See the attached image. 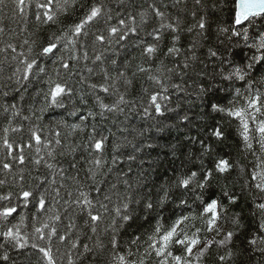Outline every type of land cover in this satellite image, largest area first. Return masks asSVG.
I'll return each mask as SVG.
<instances>
[{
    "label": "trees",
    "instance_id": "obj_1",
    "mask_svg": "<svg viewBox=\"0 0 264 264\" xmlns=\"http://www.w3.org/2000/svg\"><path fill=\"white\" fill-rule=\"evenodd\" d=\"M46 0H28L29 6L25 9V14H18L13 0H5V5L0 6V196L12 195L11 203L13 206L20 205V201L16 198V194L24 190H32L34 193H43L45 197V210H38L36 201L32 200L27 208L22 206L17 207V212L13 217L9 218L11 223L5 224L0 222V231L6 230V227L13 225H20V233L28 240V245L23 248H13L7 244L4 237L0 235V264H47L42 253L37 249H33L31 244L36 243L39 247L50 248L56 264H68V254H72L74 264H80L77 258V252L83 250V245L87 244L93 249L90 254L97 264H111V247L109 238L111 230L105 231L107 225L111 222L114 216V209L118 203L117 197L113 196L112 203H109L108 209H99L103 214L102 220L98 222L97 232L93 233L91 227L84 223L86 217L80 216L71 209L65 212L64 209L68 207L73 199L78 195V188L87 189L92 185V181L87 179L88 169L93 167L89 163L93 155H97L92 149V141L89 136L93 133V126L96 131L108 136L105 144L104 156L110 159L112 155V148L116 142L123 141L124 137L131 139L129 133L133 128L142 129L147 128L150 123H155V119L144 120L143 107L150 104L151 95L160 92V86L153 81L147 79L146 73H137V65H148L146 57L141 56V49L145 43L151 42V37L146 33L151 32L154 27H159V21L154 16L153 9L149 5H154L165 12L170 22L176 18H180L182 26L186 29L195 21L192 19L191 12L195 8L193 0H186L185 3L176 4V0H75V6H71L73 0H68V5L64 6L63 10H56L57 0H53V14L54 21H48L43 13L47 10L45 8L37 7L38 4H44ZM60 5H64V0H59ZM205 7L196 9L197 19L201 16L205 17L206 30L205 38L202 39V46L197 50L196 55L199 60L195 64V72H200L203 69L204 73L208 75H201L198 79L203 83H212L217 89L227 87V82L220 83L219 77L212 80L211 70L214 67V61L208 57V49L212 48L221 53L234 55L236 61H243L248 53V49H230L229 41L223 35L218 38V28L227 27L234 15L233 5L234 0H204ZM213 4H217L213 7ZM95 5L101 7V16L98 17L92 24L86 26L88 30L87 35H82L77 40L75 47L68 45L63 46L61 42L60 51L55 53L54 57L37 56L41 51L42 46H47L50 41H54L65 32H69L74 28L75 24L80 22L88 13L90 8ZM167 5V7H165ZM146 13V24L141 23L140 13ZM40 19H37V16ZM131 16H135L136 25L139 26L140 35L138 37L129 36L127 41L121 43H113L109 48L107 38L109 36L108 29L110 26L117 25L120 18H125L126 21ZM108 17H111L109 19ZM165 37L161 43V52L150 63L153 67L152 75L160 77L166 84L173 82H180L179 78L174 73H167L166 69L163 72L156 71L160 67V61L168 67L173 66L172 60L165 58L163 52L167 50L169 44V37L167 30ZM103 34L106 37L104 45L95 42V35ZM181 47L187 48L192 35L184 32L181 34ZM27 41V43H25ZM223 41V43L221 42ZM140 46L137 47L136 45ZM11 45L16 49L12 51ZM83 45V46H82ZM31 48V57H36L42 67L45 68V75L37 80L32 78L31 83H27L26 89L22 88L18 93L15 89L18 87L14 79L9 80L15 68L19 65V60L24 57L19 56L21 52L28 54ZM88 52V59L84 60L83 53ZM104 52V62H94L96 55ZM16 56L17 60L12 57ZM75 57V59H73ZM184 56L177 57L178 60H184ZM61 59L64 63L70 65V69H64L61 66ZM111 59H116L118 64L113 66ZM200 61H203L201 63ZM127 65V67H125ZM207 65V67H205ZM92 71L89 72L88 69ZM103 70L108 71L112 77H116L118 71L125 72V76L131 81V84L126 85L123 79L116 81L117 89L120 94H124L128 101L134 102L131 111L126 109L125 115L108 114L107 119L101 120L97 117L93 120L88 116V112L98 111L95 104V96L98 94L104 97V93H100L98 88L94 91L89 87L91 84H105ZM195 72L189 70V76L184 77L187 80V85H191L188 90L192 91L196 85L194 83ZM193 77V78H189ZM51 78L62 84H66L67 89L71 90L69 94L66 92L62 94L61 98L63 107L51 106L46 110L41 111L45 107L46 102L44 93L48 90L46 81ZM110 83V82H109ZM235 88H239L242 98L239 103H245L247 97L243 94L248 90V84L237 81L234 87H229L228 92L215 91L211 93L206 99H222L225 104H228V97H235ZM145 89L147 91H145ZM111 91V90H110ZM170 92L173 90L170 88ZM8 95L5 96L4 93ZM255 93L264 98V82L261 81L260 76L256 77L250 93ZM163 95V93L161 92ZM23 95V99L20 96ZM182 99L173 94L171 96L172 104L175 106L177 102L183 105L181 111L187 110L188 115L192 121L190 127V134L198 136L206 144L211 145L213 151L209 156L203 157V167L209 170L214 169L213 161L219 159L227 160L230 164L228 171L224 173L213 172V176L209 181L207 192L219 198L220 208L219 214L223 219L218 221V226L222 229V234L227 231L235 233L233 242L226 247H219L213 245L207 249L203 256L196 259V253L202 245H197L194 249L192 264H222L219 257L225 256L223 264H264V256L257 250L256 247H250L248 241L252 238L259 239L258 226L261 220V213L256 208L258 203H264V193L259 192L256 188V180L252 177L264 170V151L260 149L257 142L259 139L258 133H250L252 149H248L242 136V127L239 121L228 117L226 114L212 113L211 116L206 115L208 109L201 106V101L196 100L195 95L192 97L183 96ZM83 97L86 103L81 101ZM116 99L115 95L106 98L105 102L112 103ZM195 101L190 103L189 101ZM17 104V109L9 108L5 113L3 111L4 105ZM13 111H19L20 115L13 116ZM175 113H166L164 118L167 123H172L175 120ZM115 121V123H114ZM187 124V122H185ZM78 126V127H77ZM212 126H218L223 131V140H217L211 136ZM250 129H254L255 125L250 122ZM9 128L7 134L4 129ZM16 128L17 131H12ZM124 128V132L118 129ZM32 131H36L42 137V143L36 145L35 141L31 139ZM188 131L187 128L181 127L177 132L175 128L165 129L162 133H157L153 129L146 135L157 137V143L160 145L178 144L184 133ZM59 136H56V133ZM115 132V137L111 135ZM7 136L10 143L13 144V153L8 155L7 150L3 146V140ZM56 139L60 140V144L55 143ZM44 142L48 143V147L44 146ZM31 144V147L28 145ZM20 146H23V155L25 156V163L20 164L18 155L20 154ZM39 147L41 151L36 152ZM75 149L74 152L71 150ZM199 144H188L184 141L183 147L176 153V156L170 154L168 148H157L152 153V159L156 161V166L149 168L147 164L143 165L147 173L148 183L151 185L153 181L157 187L165 183L170 177L178 175L180 171H187L191 169L197 171L201 168ZM53 153V157L48 156V152ZM183 153L184 155H181ZM191 157L189 160L188 157ZM41 163L37 165L35 160L40 159ZM75 163L76 167H71V163ZM4 163L11 165V170L3 168ZM46 163L54 165L53 169H49ZM183 164V167H181ZM127 171V163L121 165ZM139 162L134 166L133 171L129 173L132 182L139 172ZM63 169V172H61ZM75 177V180L73 179ZM199 177V173H198ZM197 177V178H198ZM128 177L121 176V180ZM97 180L107 179V183L101 185L102 191H107L108 186L112 182H117L115 170L111 174L105 173V176H97ZM55 180L53 184L52 181ZM43 182V183H41ZM63 185V187H61ZM117 187L121 193L124 192L125 186L123 183H117ZM47 189V192L45 191ZM59 190L60 196H56V191ZM147 191V189H143ZM227 191L229 195L234 198V203H229L224 192ZM92 195L96 193L92 191ZM207 199V196H205ZM68 202V203H66ZM8 201H0V205L7 204ZM107 203V202H106ZM191 209L184 211L185 215H190L193 211L199 213L201 210L197 205L199 202L192 203ZM74 207V205H73ZM98 207V205H97ZM132 207L137 209L139 221L133 224L126 231L121 230L118 239L123 245L122 255H126L131 251L132 260L139 264L143 259L145 264H159L158 257L153 252L151 256H144L146 245L143 240L139 246L129 245L127 242L134 233L150 231V225L145 222L144 215L140 208L133 204ZM2 210V208H0ZM181 210L176 209L179 214ZM59 216L57 220L55 217ZM165 217L168 216L166 212ZM23 217V223H21ZM234 220L239 221V225L234 223ZM70 222H74V227L69 229L67 226ZM154 224L155 221L153 220ZM188 225H195L190 227L189 235L200 228L199 237L203 241L205 238L211 239L215 233H209L204 230L205 220L197 218L195 220L189 219L186 222ZM44 224H48V228H44ZM52 227H56L58 231L57 236H48ZM35 228H41L45 234V239L40 240L39 234L35 232ZM15 230V229H14ZM59 235H67L69 239L61 242L58 239ZM221 236H215L219 240ZM75 241L78 244V249H73L71 243ZM99 242L103 247H96ZM175 255H181L182 249L176 246L173 249ZM231 252L232 257L228 259L227 254ZM8 255L9 260H3V256Z\"/></svg>",
    "mask_w": 264,
    "mask_h": 264
},
{
    "label": "snow or ice",
    "instance_id": "obj_2",
    "mask_svg": "<svg viewBox=\"0 0 264 264\" xmlns=\"http://www.w3.org/2000/svg\"><path fill=\"white\" fill-rule=\"evenodd\" d=\"M123 4V0H120ZM186 0H176V4L185 3ZM226 3L227 0H224ZM15 8L20 15L25 14L26 7L29 6L28 0H13ZM195 8L191 12L192 19L195 21L189 25L186 29L182 26L180 18H176L173 21H168V17L165 12L161 11L160 8L154 5H149V8L153 9L154 16L159 21V27H154L151 32L146 33L147 36L151 37V42L145 43L144 47L141 49V56L146 57L149 62L147 66L144 64L137 65L136 71L133 72V76L137 73H146L147 79L153 81L160 86L161 91L157 92L150 97V104L143 107V117L144 120L155 119V123H150L147 128L135 129L133 128L129 135L131 139L127 136L124 137L123 141L116 142L112 148V155L110 159H106L104 156V149L108 136L103 135L96 131L95 126H93V133L89 136V140L92 141V149L97 155H93L92 159L89 161L93 167L88 169L87 179L91 180L93 183L87 189L78 188V195L73 199L71 203H68V207L64 209L68 212L69 209L72 212L86 217L84 220L85 224L91 227L93 233L97 232L98 222L102 220L103 214L99 209H108L109 203H112L113 196L117 197L118 203L114 209V216L111 222L105 228V231L111 230V236L109 238V244L111 247V264H137L135 260H132L131 251H128L126 255H122L123 245L121 240L117 237L121 230L126 231L133 224H137L139 217L137 215V209L132 207L133 204L137 205L144 215L145 222L150 225V231L148 232H138L134 233L132 237L129 238V245L139 246L140 242L143 240L146 245L144 256H151L155 253V256L160 258L159 264H192V258L194 255V249L197 245H202L198 252L195 254L196 259H199L204 255L205 251L211 248L213 245L219 247H226L233 242L235 233L233 231H227L222 234L221 227L218 226V221L223 219L219 214V198L215 197L213 194L207 192L209 187V181L213 176V172L224 173L230 168V164L227 160L219 159L218 161H213L214 169L209 170L203 167V157L209 156L213 151L211 145L206 144L198 136H193L190 134V125L192 123L187 110L181 111L183 105L179 102L175 106H170L172 104L171 96L175 94L179 99L183 96L192 97L195 95L196 100H200L201 106L206 107L208 112L206 115L211 116L212 113L226 114L230 118H234L239 121L242 127V136L246 143L248 149H252L253 145L250 142L251 139L255 138L250 136V133H258L259 139L258 143L260 149L264 151V98L255 93H250L253 83L256 81V77L260 76L261 81L264 82V0H234L233 11L234 15L227 27L218 28V38L223 35L226 40L229 41L230 49H248L247 55L244 57L243 61H236L234 55L227 53H221L218 50L212 48L208 49V57L214 61V67L211 70L212 80L219 77V82H227V87L217 89L212 83L205 84L202 80L198 79L202 74L208 75L201 69L200 72H195V64L199 60L196 55L197 50L202 46V39L205 38L206 30V20L204 16L197 19L196 9L205 7L204 0H193ZM219 0H217V4ZM217 4H213L216 7ZM5 5V0H0V6ZM68 5V0H64V5H60L59 0L56 3V10H63L64 6ZM53 0H46L44 4H38L37 7L47 9L43 15L48 21H54L55 15L53 14ZM71 6H75V0ZM102 7V6H101ZM101 7L93 5L85 17L78 23L75 24L74 28H71L69 32L63 33L62 36L57 37L54 41H50L47 46H42L41 51L37 53V56L42 57H54L55 53L60 51L59 45L63 42V46L67 47L72 45L75 47L77 40L74 38H79L82 35H87L88 30L86 26L92 24L98 17L101 16ZM167 7V5H165ZM146 13H140L141 23L146 24L148 21L145 19ZM111 19V17H108ZM40 19V16H37ZM169 37V44L167 50L163 52L165 58L172 60L173 66L168 67L164 64V61H160V67L156 69L158 72H163L165 69L167 73H174L180 80V82H173L171 84H166L163 79L152 75L153 67L151 61L156 58L161 52V43L165 37V31ZM0 32L3 29L0 28ZM109 36L107 38V43L109 48L113 43H121L127 41L129 36L138 37L140 35L139 26L136 25L135 16L130 15V19L126 21L125 18H120L117 25L110 26L108 29ZM188 33L193 36L189 42V46L185 49L181 47L182 33ZM95 42H99L100 45H104L106 42V37L103 34L95 35ZM223 43V41H221ZM27 43V41H25ZM83 46V45H82ZM137 47L140 45L137 44ZM9 47H12L9 45ZM12 51L15 52L16 49L12 47ZM31 48L28 50V54L21 52L19 56L24 57L19 60V65L17 66L9 76V80H13L18 86L15 91L20 92L22 88L26 89L27 83L32 82V78L37 80L41 79L46 73L45 68L40 65L36 57H31ZM183 55L184 60H178L177 57ZM84 60H87L88 52L83 53ZM13 60H17L16 56L12 57ZM75 59V57H73ZM100 61L104 62V52L102 51L99 55H96L94 62ZM203 63V61H200ZM111 64L116 66L118 61L116 59H111ZM61 66L64 69H70L68 63H64L61 59ZM127 67V65H125ZM207 67V65H205ZM192 69L195 72L194 83L195 87L192 91L188 88L192 87L187 85V80L184 77L189 76V70ZM2 71V69H0ZM89 72L92 71L91 68L88 69ZM105 84L89 85L94 91L98 88L100 93H104L105 96L100 95L95 96V104L98 111H89L88 116L95 120L100 117L101 120L107 119L108 114L115 115H125L126 109L132 110L134 102L128 101L124 94L119 93L117 89L116 81L123 79L126 85L131 84L125 76V72L118 71L116 77H112L111 74L103 70ZM193 78V77H189ZM237 81H241L248 84V90L243 95L247 97L245 103H239L242 98V94L239 88H235V97H228V104H225L222 99H206L211 93L215 91L228 92L229 87H234ZM110 82V83H109ZM46 83L48 84V90L44 93V98L46 102L45 107L41 111L46 110L47 107L57 106L63 107V102L61 96L68 92L71 93L70 89H67L66 84H62L55 80L49 78ZM173 91L170 92L169 89ZM111 90V91H110ZM145 91H147L145 89ZM163 93V95L161 94ZM5 96L8 95L7 92L4 93ZM115 95L116 99L112 103L105 102L106 98ZM23 99V95L20 96ZM83 103V97L81 98ZM190 103H195V101L190 100ZM11 109H17V104L12 103L10 105H4L3 111L7 113ZM166 113H175V120L172 123H167L164 118ZM13 116L20 115L19 111H13ZM125 119L127 116L125 115ZM187 122V124L185 123ZM250 122L255 125L254 129H250ZM115 123V121H114ZM188 129L178 142V144L160 145L157 143V137L146 135L150 133L153 129L157 133L164 132L165 129L175 128L177 132L180 131L181 127ZM78 127V126H77ZM12 131H17L16 128H12ZM120 132H124V128L118 129ZM9 128H5L4 132L7 134ZM111 135L115 137V132ZM59 136V133H56ZM211 136H214L217 140H223V131L218 126H212ZM31 139H33L36 145L42 143L41 135H38L36 131H32ZM184 141L188 144H199L200 146V158H201V168L197 171L188 169L187 171H180L178 175L170 177L165 183L160 184L158 187L153 181L151 185L148 183L147 173L145 172L143 165L147 164L149 168L156 166V161L152 159V153L157 148H168L170 149V154L176 156V153L180 151L183 147ZM55 143L59 145L61 142L56 139ZM3 146L7 150L9 156L13 153V144L9 142L7 136L3 140ZM32 145L29 144L28 147ZM44 146L48 147V143L44 142ZM41 149L36 148V152L39 153ZM72 152L75 149L71 150ZM23 153V146H20V154L18 155V161L22 165L25 163V156ZM181 155H184L181 153ZM49 157H53L51 151L48 152ZM54 158V157H53ZM40 159L35 160V163L39 165L41 163ZM190 160L191 157L189 156ZM127 163V171L121 166ZM139 162L140 168L139 172L135 177L134 183L132 182L129 173L133 171L134 166ZM49 169H53L54 165L51 163H46ZM75 168L76 164L73 162L70 165ZM183 167V164L182 166ZM3 168L6 170H11V165L9 163H4ZM115 170L117 176V182H112L108 186L107 191H102L101 185L107 183V179L97 180V176H105V173L111 174ZM63 172V169H61ZM199 173V177H198ZM121 176L128 177L121 180ZM198 177V178H197ZM75 180V177H73ZM256 180V188L259 192L264 193V170L252 177ZM43 183V182H41ZM55 183V180L52 181ZM117 183H123L125 190L121 193L117 187ZM3 184V181H0ZM63 187V185H61ZM147 189V191H143ZM47 192V189H45ZM56 191V196H60L59 190ZM92 191L96 193V196L92 195ZM207 196V199H205ZM224 196L228 198L229 203H234V198L229 195L227 191L224 192ZM12 195L0 196V201H8L5 205H0V222L5 224L11 223L9 218L13 217V214L17 212V207L22 206L27 208L32 200L36 201V207L38 210H45L46 203L43 193H34L32 190L21 189L19 193L16 194V198L20 201V205L13 206L11 203ZM197 205L201 210L199 213L193 211L190 215H185L184 211L186 209H191L192 204ZM107 202V203H106ZM74 205V207H73ZM98 205V207H97ZM256 208L261 213V220L258 226V234L264 233V203H258ZM176 209H180L179 214ZM168 213L165 217L164 214ZM57 220L60 219L59 216L55 217ZM201 218L205 220L203 225L204 230L209 233H215L211 239L205 238L203 241L199 237L200 228H196L195 232L189 235L190 227H195V225H188L186 222L189 219ZM23 217H21V223H23ZM155 221L153 224L152 221ZM234 223L239 225L238 220H234ZM44 228H48V224H44ZM69 229L74 227V222H70L67 226ZM15 229V230H14ZM35 232L39 234V239H45V234L41 228H35ZM0 235L4 237L7 244H10L14 249H23L28 245V240L21 235L20 225H13L12 227H6V230L0 231ZM58 231L56 227H52L48 236H57ZM222 238L217 240L215 236H221ZM58 239L61 242H65L69 239L67 235H59ZM250 247H256L257 250L264 256V235H259V239L252 238L248 241ZM176 246H180L182 249L181 255H175L173 249ZM33 249H37L39 253L43 254V257L47 261V264H56V261L52 255L50 248L39 247L36 243L31 244ZM73 249H78V244L73 241L71 243ZM96 247H103L99 242H97ZM93 249L89 245L84 244L83 250L77 252V258L80 260V264H97V262L90 255ZM228 259H231L232 253L227 254ZM10 257L8 255L3 256V260L7 261ZM220 261H225V256L221 255L219 257ZM68 264H74L72 259V254H68ZM139 264H145L144 260L141 259Z\"/></svg>",
    "mask_w": 264,
    "mask_h": 264
}]
</instances>
